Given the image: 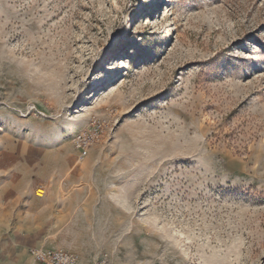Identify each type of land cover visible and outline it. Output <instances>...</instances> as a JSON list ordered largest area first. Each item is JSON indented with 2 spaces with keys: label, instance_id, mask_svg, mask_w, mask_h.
<instances>
[{
  "label": "rangeland",
  "instance_id": "rangeland-1",
  "mask_svg": "<svg viewBox=\"0 0 264 264\" xmlns=\"http://www.w3.org/2000/svg\"><path fill=\"white\" fill-rule=\"evenodd\" d=\"M32 244L264 264V0H0V257Z\"/></svg>",
  "mask_w": 264,
  "mask_h": 264
},
{
  "label": "crops",
  "instance_id": "crops-1",
  "mask_svg": "<svg viewBox=\"0 0 264 264\" xmlns=\"http://www.w3.org/2000/svg\"><path fill=\"white\" fill-rule=\"evenodd\" d=\"M69 197H71L72 199L68 200V202H70V201L74 202L73 205L68 206V207H71V209L73 210V213H71V215H74V216H98L99 212H92V211H100L102 209H107V211H109L108 214H110V215H114V214L116 215V214H118V212L121 215L124 213L123 203L115 195H109L108 194L104 198H100L99 196H97L93 193L84 194V193L77 192V193H75ZM89 197H93V200L96 202L88 203L87 201H88ZM26 245H28V244H13L12 247L13 248H22V247H25ZM32 245H34L36 247V249L47 250V249L42 248V247H44L45 244H32ZM47 247H51V245L49 246V244H47ZM57 250H64V251H67L70 253L77 254L75 252H71V251H68L65 249H56V250H48V251H57ZM77 255L80 256L79 254H77ZM24 256L15 257V260H13L9 256L5 255V256L0 257V264H26ZM31 256H32V259L34 260V262L36 264H40V263L35 261V258L33 257L32 254H31ZM101 258H102V256L100 257V259ZM79 264H80V262H79Z\"/></svg>",
  "mask_w": 264,
  "mask_h": 264
},
{
  "label": "built area",
  "instance_id": "built-area-1",
  "mask_svg": "<svg viewBox=\"0 0 264 264\" xmlns=\"http://www.w3.org/2000/svg\"><path fill=\"white\" fill-rule=\"evenodd\" d=\"M104 124L100 121H95L90 130H86L75 140V148L79 151L82 158L89 155L91 145L99 138ZM32 255L35 261L40 264H79L80 257L77 254L70 253L64 250L48 251L43 249L32 250ZM98 264H111L107 255L102 256Z\"/></svg>",
  "mask_w": 264,
  "mask_h": 264
},
{
  "label": "bare ground",
  "instance_id": "bare-ground-1",
  "mask_svg": "<svg viewBox=\"0 0 264 264\" xmlns=\"http://www.w3.org/2000/svg\"><path fill=\"white\" fill-rule=\"evenodd\" d=\"M98 95H99L98 90H95L93 93V98H96ZM76 108H78V107H76ZM39 192H41V191H39Z\"/></svg>",
  "mask_w": 264,
  "mask_h": 264
}]
</instances>
